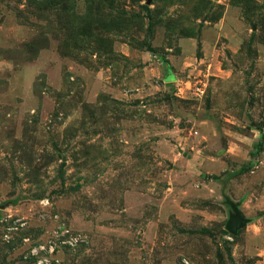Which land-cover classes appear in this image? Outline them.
<instances>
[{
    "label": "rangeland",
    "instance_id": "obj_1",
    "mask_svg": "<svg viewBox=\"0 0 264 264\" xmlns=\"http://www.w3.org/2000/svg\"><path fill=\"white\" fill-rule=\"evenodd\" d=\"M0 264H264V0H0Z\"/></svg>",
    "mask_w": 264,
    "mask_h": 264
},
{
    "label": "water",
    "instance_id": "obj_2",
    "mask_svg": "<svg viewBox=\"0 0 264 264\" xmlns=\"http://www.w3.org/2000/svg\"><path fill=\"white\" fill-rule=\"evenodd\" d=\"M235 228H236V226L231 225V226L228 227V230L231 231V232L233 233L234 230H235Z\"/></svg>",
    "mask_w": 264,
    "mask_h": 264
}]
</instances>
